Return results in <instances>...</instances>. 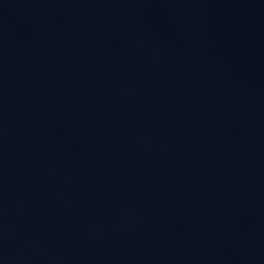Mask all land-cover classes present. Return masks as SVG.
<instances>
[{"label":"water","instance_id":"1","mask_svg":"<svg viewBox=\"0 0 264 264\" xmlns=\"http://www.w3.org/2000/svg\"><path fill=\"white\" fill-rule=\"evenodd\" d=\"M0 264H264V0H0Z\"/></svg>","mask_w":264,"mask_h":264}]
</instances>
